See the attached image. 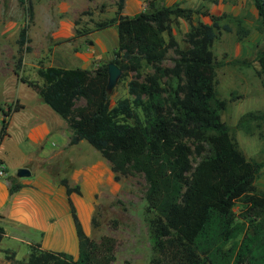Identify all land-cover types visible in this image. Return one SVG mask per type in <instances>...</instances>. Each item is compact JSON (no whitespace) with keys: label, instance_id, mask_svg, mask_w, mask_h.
Returning a JSON list of instances; mask_svg holds the SVG:
<instances>
[{"label":"trees","instance_id":"trees-1","mask_svg":"<svg viewBox=\"0 0 264 264\" xmlns=\"http://www.w3.org/2000/svg\"><path fill=\"white\" fill-rule=\"evenodd\" d=\"M159 1L146 0L145 10L127 16L121 14L124 0H115L113 16L95 23V29L115 24L117 44L109 62L121 70L120 77L128 71L139 75L142 63L153 69L143 81L129 80V96L117 99L113 105L109 104L104 63L92 69L38 67L36 75L41 82L37 83L19 75V56L13 73L65 120L70 131L68 145L86 141L108 161L115 180L118 175L143 177L145 210L150 213L147 224L153 252L151 264H264V193L253 191L264 157L250 160L239 150L220 119L226 101L215 95L211 46L221 31L230 30L226 23H220L225 15L210 13L203 5L190 8L178 3L158 4ZM16 2L25 16L16 43L19 51H28L24 43L33 19L32 4L30 0ZM251 2L264 29V0ZM197 16L208 21L192 24ZM180 19L189 23L184 47L172 35V25ZM74 32L77 34V29ZM169 49L176 55L173 64L160 66ZM256 62L257 74L264 78V49L256 52ZM162 77H166L163 84ZM80 99L83 103L77 104ZM21 107L15 101L1 109L0 141L6 134L5 117ZM261 121L264 112L249 111L239 117L237 126L251 134L253 125L260 128ZM192 155L199 157L194 165ZM44 168L64 187L77 254L74 258L66 252L41 249L34 243L29 245L25 261L17 262L111 264L115 239L100 235L94 240L82 230L69 197L71 193L80 194L79 186L71 183L68 176H59L57 164ZM6 180L9 194L20 187L15 175ZM235 200L245 206L239 220L232 211ZM90 224L97 225L94 216ZM241 230L238 243L226 246ZM3 234L0 227V240ZM12 255L13 252L6 257Z\"/></svg>","mask_w":264,"mask_h":264},{"label":"rangeland","instance_id":"rangeland-1","mask_svg":"<svg viewBox=\"0 0 264 264\" xmlns=\"http://www.w3.org/2000/svg\"><path fill=\"white\" fill-rule=\"evenodd\" d=\"M114 1L89 0L85 4L86 0H30L33 19L27 29L28 41L24 43V46H33V52H31V48L28 51L21 48L19 51L16 43L18 30L25 21L22 7L16 0H0V122L1 109H5L8 104H13L14 99H18L25 105L28 115L33 112L32 109L36 103L35 92L26 84L17 82V76L13 73L17 58L21 56L22 60L25 59V64L20 65L18 69L19 75L25 79L41 81L37 78L36 67L43 66L42 53L45 47L52 44L67 47L74 39V36L71 38L54 36L58 22L73 19L77 31L82 28L94 29L96 22L113 16ZM142 2L141 10H145L147 8L146 0ZM176 3L190 8L203 5L210 13L225 15L220 23H226L230 30L228 32L221 31L211 46L216 79L215 95L218 99L226 101L225 108L220 111V119L226 124L229 132L234 136L239 150L247 159L262 160L264 157V121H261L260 128H256L252 123L251 134L237 126V121L242 114L249 111L264 112V78L257 74L258 65L256 62V52L264 49V29L259 24L251 0H181ZM158 4H163V1H159ZM72 8L77 9L75 13L72 12ZM197 20L208 21L206 17L197 16L192 20V24ZM188 29L189 23L182 19L178 20L176 25H172L173 38L181 47L186 46L184 33ZM74 35H76L75 32ZM37 50L40 52L38 53ZM55 56L56 54H52V56L49 54V59L54 60ZM175 56L169 49L160 66H171ZM111 58L112 54L108 61L103 60L101 64H107ZM95 66L96 64L90 66V69ZM152 71L151 66L142 63L139 75L128 71L125 75L119 76L116 83L108 89L109 104L113 105L117 99L129 96L127 94L129 80L143 81L145 75ZM165 80L166 77H162L160 83L163 84ZM82 103V99L77 101V104ZM135 112L141 119L140 110L136 108ZM61 131L59 133L52 132L43 141L41 144L42 156L47 157L52 151L63 148L62 144L70 131L63 127ZM77 156H83L90 161L101 157L98 151L86 141L81 140L79 144L65 150L64 158L66 160L64 158L57 160V165L60 167L59 176H67L71 167L82 162L75 160L74 164H71V159L77 158ZM198 160V156H191L193 165ZM5 165L12 175L18 168L31 170V176L37 171L32 162L21 163L14 152L5 160ZM50 169L54 172L53 166H50ZM145 186V181L139 174L118 175L115 180L114 173L111 171L109 181L102 183L99 191L94 194V202L88 215L85 234L94 240H98L100 235H108L115 239V258L111 264H151L153 252L147 224L150 213L146 212L143 199ZM253 187L255 193H264V166L256 175ZM244 209L242 201L235 200L232 211L238 220L244 216ZM92 216L95 217L97 223L93 227L90 224ZM6 226L9 228L8 224ZM9 229L13 231L12 226ZM242 232L243 230L226 246L232 242L238 243ZM11 252H13L12 257H6V255L10 256ZM28 252V245L9 235L3 236L0 240V264H20L17 261H25Z\"/></svg>","mask_w":264,"mask_h":264},{"label":"crops","instance_id":"crops-1","mask_svg":"<svg viewBox=\"0 0 264 264\" xmlns=\"http://www.w3.org/2000/svg\"><path fill=\"white\" fill-rule=\"evenodd\" d=\"M142 1L124 0L121 14L131 16L140 11ZM162 1L163 5H171L181 0ZM88 2L89 0H86L85 4ZM76 10L72 8L73 13ZM75 24L73 19L58 22L54 36H64V38L74 36V39L70 47H59L54 44L45 47L42 53L43 66H37L36 69L46 66L90 69V66L94 64L97 66L101 64V61L109 60L117 44L115 24L100 29L82 28L74 35ZM29 49L33 52V46L30 45ZM37 52L39 53L40 50ZM49 54L50 56L56 54L55 59H49ZM24 64L25 59H21V66ZM16 79L20 82L18 77ZM33 80L37 83L41 82L38 79ZM35 95L36 103L30 115L26 114L25 105L18 99H14V102L21 104L22 107L5 117L6 134L0 141V163L5 166V176L0 177V227L4 231L3 236L9 235L28 247L37 243L41 249L62 251L76 256L77 238L64 187L46 171L44 166L51 163L57 164L58 159L64 158L65 150L79 144L81 140L76 144L68 145L69 132L62 144L63 148L52 151L47 157L42 156L43 141L52 132H62L61 128H67V125L65 120L40 100L36 92ZM33 147L35 149H32ZM13 152L21 163L32 162L37 171L31 176V170H29L30 175L27 177H17L14 174L20 187L9 194L6 177L13 175L9 173L5 160L12 156ZM75 160L82 162L71 167L67 176L71 183L79 186L80 194L71 193L69 197L85 233L94 194L99 191L102 183L109 181L111 171L108 161L103 157L90 161L83 156H77L71 159V164H74ZM7 224L9 228L12 226L13 231L6 226Z\"/></svg>","mask_w":264,"mask_h":264},{"label":"water","instance_id":"water-1","mask_svg":"<svg viewBox=\"0 0 264 264\" xmlns=\"http://www.w3.org/2000/svg\"><path fill=\"white\" fill-rule=\"evenodd\" d=\"M107 67V82L106 89H110L120 76L121 70L112 62L106 64ZM17 177H27L30 175V171L27 168H18L15 172Z\"/></svg>","mask_w":264,"mask_h":264},{"label":"built area","instance_id":"built-area-1","mask_svg":"<svg viewBox=\"0 0 264 264\" xmlns=\"http://www.w3.org/2000/svg\"><path fill=\"white\" fill-rule=\"evenodd\" d=\"M5 176V166L0 163V177H4Z\"/></svg>","mask_w":264,"mask_h":264}]
</instances>
